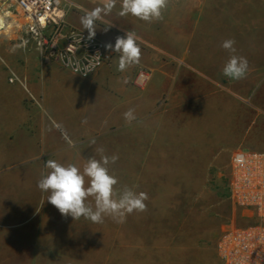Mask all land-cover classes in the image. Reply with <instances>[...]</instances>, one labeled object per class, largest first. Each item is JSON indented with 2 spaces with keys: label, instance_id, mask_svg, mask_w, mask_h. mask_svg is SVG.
Listing matches in <instances>:
<instances>
[{
  "label": "crops",
  "instance_id": "obj_1",
  "mask_svg": "<svg viewBox=\"0 0 264 264\" xmlns=\"http://www.w3.org/2000/svg\"><path fill=\"white\" fill-rule=\"evenodd\" d=\"M72 1L89 11L103 3ZM118 9L119 3L103 23L97 22L93 37L114 45L117 36L136 32L142 53L138 65L118 71L114 52L111 66L81 77L53 62L38 63L33 54L27 56L18 70L40 96V111L24 102L22 94L4 88L6 79L0 70V244L6 239L8 245L10 234L24 230L42 211L41 201L48 193L37 182L46 172L47 160L82 170L89 158L116 155L115 163L137 168L138 163L210 161V153L220 151L215 145L220 139L230 144L229 150L241 145L264 148V140L245 138L250 135L252 110L264 113L263 102L249 97L236 104L234 97H224L220 106L217 96L220 87L235 81L249 85L264 74L260 19L236 18L233 3L227 0H170L163 19L152 23L131 15L121 17ZM82 15L83 11L69 12L67 29L89 34L80 23ZM228 38L236 41V54L249 62L244 79L231 80L222 74L229 53L220 44ZM138 68L149 73L142 88L134 84ZM130 108L137 120L129 124L123 114ZM235 116L249 121L237 137L232 125ZM217 124L224 127L221 138L214 135Z\"/></svg>",
  "mask_w": 264,
  "mask_h": 264
},
{
  "label": "rangeland",
  "instance_id": "obj_2",
  "mask_svg": "<svg viewBox=\"0 0 264 264\" xmlns=\"http://www.w3.org/2000/svg\"><path fill=\"white\" fill-rule=\"evenodd\" d=\"M227 1L233 3L236 18L260 19L264 30V0ZM70 12L81 13L82 9L76 5ZM23 36L15 30L12 35L7 29L0 30V70L6 79L3 86L13 94H22L24 102L40 111L42 100L18 67L32 54L36 62L42 60L33 43L23 44ZM10 70L22 83L9 81ZM2 90L0 87V95ZM236 91L249 92V95L244 97ZM217 96L220 106L224 97H234L236 104L248 101L249 97L256 98L264 106V74L249 85L235 81L220 87ZM258 113L252 110L250 135H245L246 139L264 140V113ZM246 122L249 123L234 117L236 137ZM216 128L214 135L221 138L224 127L217 124ZM215 145L220 151L210 153V161L138 163L137 168H132L131 163L109 164V172L118 179L116 189L127 185L137 193L148 195L145 212H133L119 224L109 217L96 224L83 217L75 221L70 216L65 218L45 202L28 227L12 232L8 245L6 239L0 244V264H225L216 251L221 232L231 226L252 223L246 211L229 198L232 152L237 148H264L241 145L229 150L230 144H224L221 139ZM88 202L94 206L93 198Z\"/></svg>",
  "mask_w": 264,
  "mask_h": 264
},
{
  "label": "built area",
  "instance_id": "obj_3",
  "mask_svg": "<svg viewBox=\"0 0 264 264\" xmlns=\"http://www.w3.org/2000/svg\"><path fill=\"white\" fill-rule=\"evenodd\" d=\"M74 7L72 0H0V30L23 33V44L33 43L41 60L89 77L111 66L115 53L86 32L67 29V15ZM90 64L93 72L83 74ZM148 80V71L138 68L134 84L142 88ZM9 81L21 82L11 70ZM231 169L229 198L252 223L225 228L216 243L217 255L225 264H264V149L237 150Z\"/></svg>",
  "mask_w": 264,
  "mask_h": 264
},
{
  "label": "clouds",
  "instance_id": "obj_4",
  "mask_svg": "<svg viewBox=\"0 0 264 264\" xmlns=\"http://www.w3.org/2000/svg\"><path fill=\"white\" fill-rule=\"evenodd\" d=\"M119 3L117 15L134 16L144 22L152 23L163 19V12L169 6L170 0H103L102 5L92 10L82 9L83 15L80 23L89 33V38L95 36L97 22H104V18L113 13ZM107 28H105L106 30ZM139 37L134 31H126L123 36H117L114 45L108 43L106 49L118 55L117 70L124 72L141 59ZM236 41L232 38L224 39L220 47L229 53V57L222 67V74L231 80L244 79L249 72V62L246 57L237 55ZM94 65H88L83 74L93 72ZM79 72V69H77ZM126 123L137 120L135 110L130 108L124 114ZM70 143V141H69ZM94 143V141H93ZM103 152V150H99ZM118 156L101 155L100 159L89 158L81 170L74 164H61L56 160H47L46 172L37 182V187L47 198L41 201L42 207L47 201L59 213L74 221L83 217L92 223L100 224L105 217L115 223H123L126 217L133 212L143 213L147 210L145 201L148 195L145 192L137 193L125 185L121 189L114 186L118 184L116 176L109 172V164H114ZM89 198L94 199L93 204Z\"/></svg>",
  "mask_w": 264,
  "mask_h": 264
},
{
  "label": "bare ground",
  "instance_id": "obj_5",
  "mask_svg": "<svg viewBox=\"0 0 264 264\" xmlns=\"http://www.w3.org/2000/svg\"><path fill=\"white\" fill-rule=\"evenodd\" d=\"M6 29L8 30V34H9V35H12V33H13L14 30H13V29H10V28H8V27H7ZM6 36H7V34H6Z\"/></svg>",
  "mask_w": 264,
  "mask_h": 264
}]
</instances>
